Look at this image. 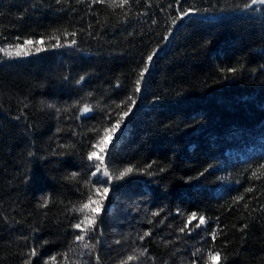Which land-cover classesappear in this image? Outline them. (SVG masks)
I'll list each match as a JSON object with an SVG mask.
<instances>
[{"label": "trees", "instance_id": "obj_1", "mask_svg": "<svg viewBox=\"0 0 264 264\" xmlns=\"http://www.w3.org/2000/svg\"><path fill=\"white\" fill-rule=\"evenodd\" d=\"M181 2L199 11L173 23L175 0H0V48L43 40L26 56L0 53V264H23L32 248L33 264H121L145 248L127 264H206L208 251H221V264H264V6ZM53 35L77 43L54 48ZM157 47L107 157L113 174L147 164L153 174L108 185L97 230L76 241L71 209L92 170L90 129L110 124L107 113L117 118ZM84 104L94 111L82 113ZM191 212L207 224L181 232Z\"/></svg>", "mask_w": 264, "mask_h": 264}, {"label": "snow or ice", "instance_id": "obj_2", "mask_svg": "<svg viewBox=\"0 0 264 264\" xmlns=\"http://www.w3.org/2000/svg\"><path fill=\"white\" fill-rule=\"evenodd\" d=\"M57 3H60L61 0H56ZM77 3H84L85 0H76ZM139 2V0H137ZM91 3H100L104 4L107 3L109 6L112 7H124L129 3V0H91ZM176 10L178 15L173 17V23H175L177 20H183L184 17H187L189 15L194 14L196 11H199V9H194L193 7H183L181 0H175ZM264 6V0H251L250 3H245L244 8L249 9L253 8L254 6ZM173 5H169V7H172ZM65 35H69L67 32ZM73 37L76 35L75 32L70 33ZM19 40L20 38L17 37ZM50 39L55 40L56 43L51 45V47H72L77 43L75 39L71 40L70 43H61L60 38L56 35H53L50 37ZM43 44V40L40 41H33L32 39H24L22 44H16V45H7L6 47L0 48V53H3L5 57H20V56H26L29 55L31 52V49L28 47L29 45L33 44ZM43 49L40 47L36 48V51H42ZM159 50V47L157 49H153L150 53L146 55V57L143 60L141 70L139 71L137 75V79L134 81L133 86V95L126 97L124 101H121V104H123L125 107L121 109V112L116 114L117 118L112 120V113H107L109 120L112 122L108 125H103L101 128H93L90 129V131H93L97 134V138L95 142L91 143L90 150L86 154V159L91 162L89 164V168L92 169L88 175V178L83 180V185L87 189L86 192L82 193L84 199L78 202V205H73L72 211L75 213H79L80 216L77 219L75 223L71 224V227L73 229L78 230V234L75 235L76 241H85V237L89 236L90 233H93L98 228V220L101 215V213L105 210V201L108 200L110 192L112 189L108 186L114 181H121L125 179L126 177L138 174L143 172L146 175H152V172H149L148 169L152 168V164H147L144 166L143 169L137 168L135 165H129L121 170L118 171V173L113 174V172L110 170L107 157L110 155L111 149L110 144H112L113 137L117 135V133L121 130V125L125 122V118L129 116V114L133 110V106L136 104V93L141 92V85L145 80L146 74L150 71L151 64L153 62L154 57L157 55ZM226 71L228 72H235L236 69L229 68ZM67 79V77H65ZM85 79L84 76H81L79 80L76 81V83H81ZM91 95V94H89ZM49 108L54 107V105H48ZM117 108L120 107V104L116 105ZM59 111V109H57ZM82 113H90L94 111L93 107L89 104H84L83 107L80 109ZM102 133V134H101ZM260 168H264V165H260ZM165 169L161 168L160 171L163 172ZM208 169L206 168L204 171L206 172ZM204 172H201L200 175L202 176ZM78 172H72L70 177L68 179L70 180H77V183L80 181L77 179L79 177ZM252 177L254 179H260L261 176L257 175L256 171H253ZM193 179V178H189ZM253 191L252 188L245 189V192H251ZM44 199V203L41 205V207H44L47 205V199ZM244 199V196H237L233 199L234 203H237ZM245 207H247V204H245ZM179 214V212H178ZM154 216L159 215V212H154ZM219 218H217L218 220ZM198 223H195L193 225V229L200 228L202 225L206 226L207 221L205 219L204 215H197L196 212H191L187 216V223L180 229L181 232L185 230V228H188L189 225L193 223V221H197ZM247 228V225H243L239 230L241 232L244 231V229ZM191 231V230H190ZM222 229L219 228V225H217V229L213 230L211 232H208L207 235L211 237L212 241L214 242L219 234H221ZM150 232H144L142 236L139 237L140 240H143L145 237L150 236ZM90 238V236H89ZM45 244L48 243V241H44ZM119 243V241H117ZM85 248L92 247L94 248V245H90L89 243H84L83 245ZM137 251V250H134ZM148 250L142 249L138 250V255H129L127 257L126 261H122L121 264H127L128 261L132 260H138L140 257L144 256L145 253ZM201 249H197L195 252H193V256H197L201 254ZM39 254V250L37 248H32L29 251L28 259H26L23 264H33V257H37ZM227 257H222L221 251H208L207 253V260L206 264H221V260H226ZM97 264H99V257H96ZM49 261L52 262V264H56V257L51 256L48 260L44 262V264H49ZM192 264H198V261L193 260Z\"/></svg>", "mask_w": 264, "mask_h": 264}, {"label": "rangeland", "instance_id": "obj_3", "mask_svg": "<svg viewBox=\"0 0 264 264\" xmlns=\"http://www.w3.org/2000/svg\"><path fill=\"white\" fill-rule=\"evenodd\" d=\"M28 47L31 49V51H33V50H36L37 47H40V44H35L34 43L33 45H29ZM1 54H3V53H1ZM113 139H114V137H113ZM126 200H127L128 203L135 202V199H133L132 197H130V198L126 199Z\"/></svg>", "mask_w": 264, "mask_h": 264}]
</instances>
